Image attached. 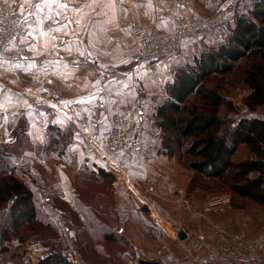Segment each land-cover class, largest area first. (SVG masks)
I'll return each mask as SVG.
<instances>
[{"label":"crops","instance_id":"crops-1","mask_svg":"<svg viewBox=\"0 0 264 264\" xmlns=\"http://www.w3.org/2000/svg\"><path fill=\"white\" fill-rule=\"evenodd\" d=\"M30 1V7L21 12L22 22L30 30L29 37L19 45L7 44L0 55V170H14L19 177L24 172L29 176L37 173L40 187L45 194L48 193L44 200L42 195L39 196L41 209L44 201L50 203L59 199L73 203L76 191H55L56 187H62V179L71 175L64 158L67 150L59 153L45 146L38 152L33 149L23 153L22 141L51 140L54 144L53 132L48 125H56L63 131L71 120L86 123L102 137L111 125L114 112L129 109L139 99L142 116L136 126L143 136L144 158H139L134 150H126L118 155V159L133 178V187L125 195L126 199L132 203L143 201L150 204L149 216L164 235L158 246L149 248L151 250L144 256L138 245L143 244L148 238L147 233L153 231L146 224L135 223L136 229L132 228L130 237H127L131 251L135 254L138 251L142 257L163 264L156 252L162 243H166L168 252L180 258V264H226L219 257L206 263L197 259H205L211 253L212 242L217 238L212 228L214 222L222 223L230 231L249 239L244 233L248 219L245 211L232 205L224 213L213 212L205 218H198L169 204L171 199L166 200V190L186 189L193 173H189L190 167L178 155L181 150L169 156L161 149V130L154 113L156 107L168 98L166 85L170 80H165L167 77L163 79L168 66L163 60L152 69L139 67L132 70L131 59L122 51L132 47L133 43L122 46L113 39L117 35L132 37L135 29L141 27L173 30L175 21L167 11L183 12L182 0ZM212 5L210 11L213 10ZM163 80L166 81L165 93L161 95L156 92ZM33 91L48 93L44 99H38L32 95ZM151 102L154 122L148 119ZM10 141H13V149L7 152L11 149H7ZM89 149L97 158L90 162L91 154L85 159L90 162V170L97 175L100 169L106 171L108 167L103 159L92 148ZM82 150L77 148V155L83 153ZM158 190L164 195H159ZM192 197L196 206H203L199 198ZM160 198L165 199L164 203ZM162 203L164 206L159 210L156 206ZM129 214L135 221L131 209ZM170 227L176 230V237H171ZM181 230L188 232L185 239L176 235ZM15 238L22 242L29 239H11ZM10 240L4 241L0 237V258L4 260L12 258L2 250L4 247L20 252L25 249L24 245H11ZM261 263L256 260L249 264ZM72 264H80L76 254Z\"/></svg>","mask_w":264,"mask_h":264},{"label":"trees","instance_id":"trees-1","mask_svg":"<svg viewBox=\"0 0 264 264\" xmlns=\"http://www.w3.org/2000/svg\"><path fill=\"white\" fill-rule=\"evenodd\" d=\"M263 51L264 0H256L247 13L235 16L227 41L203 51L193 63L181 65L176 70L166 85L168 98L156 107L154 113L161 130V149L164 153L172 156L184 150L191 157L189 167L211 177H221L231 169L229 192L258 205L264 204V118L250 112L232 120L226 112L221 113V107L233 108V104L224 103L219 91L206 87L205 83L213 74L234 72L236 67L233 62L249 58L251 62L243 68V72L252 92L245 97L244 103L251 111L257 110L264 105V60L256 59ZM191 94L204 101L208 108L202 110L189 105L187 100ZM48 128L53 132L54 141L64 137L63 131L56 125L50 124ZM240 146L248 147L252 156L238 158ZM27 174L19 177L14 170H0V210L3 212L0 237L4 241L12 237L25 241L30 236L28 232L36 230L35 225L42 218L49 229L54 227L53 220L57 218L65 221L66 229H70L67 220L76 224L80 246H76L72 239L71 243L80 264H91L88 261L103 252L105 246L102 247V242L107 245H131L127 237H117L122 234V229H112L96 211L81 203L77 197L73 203L59 199L50 202L54 215L50 212L45 215L38 193L40 180L37 175ZM98 175L103 180L113 179L104 169H100ZM230 200L233 205L231 197ZM115 221L117 223L116 215ZM2 250L8 251L7 247ZM104 256L114 257L107 250ZM36 264L70 262L60 253L52 252Z\"/></svg>","mask_w":264,"mask_h":264},{"label":"rangeland","instance_id":"rangeland-1","mask_svg":"<svg viewBox=\"0 0 264 264\" xmlns=\"http://www.w3.org/2000/svg\"><path fill=\"white\" fill-rule=\"evenodd\" d=\"M6 1L10 3H14L17 9L20 11V13L25 12L24 8L26 9L29 8L31 4L30 0H6ZM255 1L256 0H238L230 22L227 25L220 27L215 35H213L212 37L199 39V40L187 39L188 41L184 43L181 52L178 55H176V57L174 56L163 59L165 60L166 65L168 66L165 73H163L164 74L163 79L167 77V79L165 80H171L176 70L181 65L187 63H193L195 58L198 57L203 51L210 48H214L216 45H219V43L221 44V42L227 41L228 33L231 27L233 26L235 16L242 13H247L254 6ZM182 2L184 4V8H183L184 11L181 13H187L188 15L191 14L211 15L221 7L223 1L222 0H182ZM210 5H212L213 7L212 11H210ZM29 35H30V30H29ZM26 39H24V41ZM122 52L125 55V52L124 51ZM257 58L264 60V51L261 54H259L256 57V59ZM250 62L251 61L249 60V58L240 59L236 62H233V65H235L236 67L234 72L227 74H213L209 78V80H207L205 83L206 87L213 88L219 91V93L223 97L224 103L233 104V108L232 107L229 108L225 105L221 107V113L226 112L227 117L231 118L232 120L233 119L237 120L242 115L248 114L250 112L254 113L255 115L258 114L264 117V105L260 106L255 111H251L248 108L247 104L244 103L245 97L249 95L248 90L250 89V87L244 80V76L246 75H244L243 68L247 67V65H249ZM165 80L162 81L161 87L159 86V90L156 93H161V95L162 93L163 94L165 93L164 91L165 82H166ZM145 94L146 92L143 93V95ZM150 98L152 99V97ZM187 102L189 105H195L202 110L208 108L205 102L202 101L200 98H198L195 94H191ZM34 107L36 108L35 110H37V107L36 106ZM152 107L153 106L151 102L150 105L148 106V111H149L148 119L151 121H153V117L151 113ZM70 122L71 123H69V125H67L66 128L63 130L64 137L59 139L58 141H54V144L53 142H51V140L48 141L39 140V142L35 141L33 143L32 141L25 139L24 141H22L21 144L22 152L23 153L29 152L30 150L33 149L38 152L42 150L43 147L45 146L54 148L59 153H62V151L67 150L64 154L65 155L64 158L66 160L67 166L69 167L71 175H68V177L63 178L61 181L62 187L60 186L56 187L55 191L57 190L61 191L64 189L67 191H76L77 192V195L75 196L77 197L76 199L83 204L89 205L90 208L93 211H96L99 217H101V219L104 220V223L109 225L112 229H117V230L122 229L121 232L122 234H119V236H117L119 239H122V235L125 237L128 236L130 237V233H132V228L136 229L134 226L135 223L141 226H143L144 224L148 225L150 230L153 232L151 233L148 232L147 233L148 238H146L145 242L143 244L138 245L140 248H142L141 254L146 256L147 252L151 250L149 248H155L156 246H158V244L163 238L162 236L164 235L162 232H160L159 230L160 228L157 226V224H155L154 220H152L149 216L151 210L150 204H144L143 201L142 202L137 201L135 203H132V201L130 200L128 202L125 195L129 193L133 187L132 186L133 178L130 176L127 170H125L123 165L122 167L124 174H120V173L114 174L112 171L109 170V168H105L106 171H108V173H111L110 175L113 178L110 181L103 180L93 170H90L91 167L90 162L92 161V159H97L95 158L96 156H93L91 151H89L90 150L89 148H91L92 143L83 139V137L79 133H77L74 120L73 121L71 120ZM77 148H82L83 153L77 155L76 153ZM7 149H9L7 150V152H10L13 149V141H10V143L7 146ZM90 155L92 157L90 159L88 158L90 162L87 163L86 162L87 160L85 159ZM178 155L182 157L186 166L189 167L188 163L191 160V157L185 154L184 150H181L180 154ZM249 155H250V151L248 147L246 146L239 147L237 152L238 158L248 157ZM75 163H78L77 167H74ZM189 171H190L189 173H193L190 185L187 186L186 189L185 188L182 189L185 190V192L189 197H191V199L193 198L192 197L193 195L194 197L199 198L204 205L206 199L212 195H228L231 197L233 201L234 208H242L245 211V216L248 219L244 233L249 238V240H259L261 242L260 249L258 250L257 253L258 254L257 260H260L262 262L261 264H264V204L258 205V203H255L248 199L238 198L234 196L231 192H229L228 183L229 181H231V177H232L231 169L225 172L223 176L218 178L196 172L193 169L191 170V168ZM47 174H49V172ZM35 175H37V173ZM196 188L199 189L197 190ZM188 191L190 193H188ZM38 193L39 195H42L43 200L45 199V196L48 195V193L45 194L43 192V188L41 187L38 189ZM157 193L162 196L164 195L163 191L160 190H158ZM62 196L64 195L62 194ZM169 197L170 195L165 196L166 200L167 198L169 199ZM161 200L164 203L165 199L163 200L162 198ZM163 203L156 207L159 210H162L161 208L162 206H164ZM169 204H171L175 209L179 208V206H177L174 203L173 199L169 200ZM120 207L122 208L125 207L129 210L131 209L134 212V216L136 217V220L132 221L133 219H130L129 216L130 221L128 220L129 222H126L125 224L121 225L118 222V216H117V224H116L115 211L117 208ZM41 210L43 211L44 214L50 212V215L52 216L54 215L53 211L50 209V203L48 202L44 201V207ZM169 211L173 212L174 210L172 211V209H169ZM1 214H3V212H1L0 210V217L2 216ZM53 223H54V227H51L49 229V227L46 226L44 219L42 218L35 225L36 230H31L30 232H28L30 236L32 234H35L30 238L37 237L49 241L51 239L57 238L62 232L66 231L67 234L70 236V240L72 239V242H74L76 246L78 247L80 246V243L79 244L77 243L78 238L76 237V227H77L76 224L70 221L68 222L67 220L70 229H66L65 221L62 222L61 220L55 218L53 220ZM170 228L173 232L171 237H176L174 234L176 230L173 231L172 229L173 227ZM102 245L103 248L105 246L103 252L100 253L99 256L93 257V259L88 261L89 263L135 264L132 258L126 254L127 251H131L132 248L131 245H124V244L107 245L104 242H102ZM105 249L110 253H113L114 257L113 258H111L110 256L105 257L104 256V253L106 251ZM24 253H25V249L20 252L17 249L9 248V250L6 251V255L17 260Z\"/></svg>","mask_w":264,"mask_h":264},{"label":"built area","instance_id":"built-area-1","mask_svg":"<svg viewBox=\"0 0 264 264\" xmlns=\"http://www.w3.org/2000/svg\"><path fill=\"white\" fill-rule=\"evenodd\" d=\"M221 7L211 15H199L177 13L167 11L175 21L173 30H157L154 27H141L134 36L113 37L117 43L128 47L125 55L131 59L130 69L139 67L155 68L163 59L176 57L187 39H205L217 33L220 27L227 25L235 11L238 0H222ZM29 36V29L22 22V16L16 5L6 0H0V55L3 48L10 43L21 44ZM252 92L250 88L248 94ZM47 91H33L32 95L38 99H44ZM230 100V99H229ZM39 113V109L36 110ZM142 116V105L139 99L124 111L116 110L112 115L111 125L99 137L89 126L80 121L74 120L75 128L83 139L89 141L92 150L103 159L106 166L114 174H124L122 163L118 155L126 150H134L139 158H144L143 136L138 132L136 123ZM78 164L75 163L74 167ZM166 194L170 195L179 208L192 216L205 218L211 213H224L232 207L230 196L212 195L208 197L204 205L197 207L191 197L184 189H167ZM13 201V199L11 200ZM118 222L125 224L129 220L127 208L117 209ZM212 228L217 238L212 242L211 253L205 259H197L200 262H209L219 257L226 261V264H249L258 259V250L261 242L242 238V235L230 231L225 225L219 222L212 223ZM188 235L187 231H184ZM11 245H25V253L19 259L0 258V264H35L37 261L49 256L52 252H58L71 264L75 262V252L66 231L57 238L49 241L33 237L26 242L19 239H11ZM157 256L162 258L163 264H180L179 257L168 252L166 243H162L157 250ZM135 264L138 263L134 252L127 251Z\"/></svg>","mask_w":264,"mask_h":264},{"label":"water","instance_id":"water-1","mask_svg":"<svg viewBox=\"0 0 264 264\" xmlns=\"http://www.w3.org/2000/svg\"><path fill=\"white\" fill-rule=\"evenodd\" d=\"M139 30V28H137V29H135V31L137 32ZM4 49V48H3ZM3 51V50H2ZM176 235L180 238V239H185L186 238V233L184 232V231H178L177 233H176ZM136 256H137V260H138V263L137 264H160V262L158 261V260H150V259H146V258H144V257H142L141 255H140V253H138V251H137V254H136Z\"/></svg>","mask_w":264,"mask_h":264}]
</instances>
